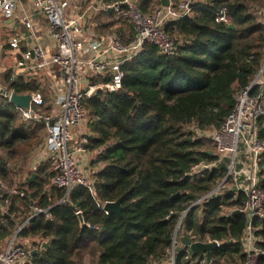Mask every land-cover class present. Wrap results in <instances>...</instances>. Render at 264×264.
Returning a JSON list of instances; mask_svg holds the SVG:
<instances>
[{
	"label": "trees",
	"instance_id": "obj_1",
	"mask_svg": "<svg viewBox=\"0 0 264 264\" xmlns=\"http://www.w3.org/2000/svg\"><path fill=\"white\" fill-rule=\"evenodd\" d=\"M137 2L148 16L162 6L161 0ZM223 10L227 21H218ZM103 14L108 22L98 33L129 41L131 26L115 19L114 13ZM164 30L175 40L174 54L145 44L123 64L120 89L99 90L83 100L88 114L85 146L95 153L88 168L89 185H74L67 193L50 184L49 159L39 163L33 180L29 177L34 171L23 176L30 154L45 143L46 124L24 119L0 94V244L6 247L18 231L21 243L36 250L27 264L165 263L183 213L184 234L221 244L210 258L183 245L176 249L175 264L245 262L242 237L247 217L237 212L245 195L226 189L204 198L226 177L224 162L200 173L191 170L202 161L218 159L214 141L202 134L221 128L238 92L253 82L264 64V0H197L191 14L166 22ZM6 38L1 52L12 50L18 61L26 44L13 49L10 36ZM106 81L100 77L93 83ZM1 83L11 93L41 92L40 110L51 112L55 89L46 70L6 64ZM261 88L255 84L253 95ZM258 135L264 142V101ZM259 166L264 190V151ZM12 187L24 194L9 193ZM118 199L122 215L102 208ZM36 208L45 211L35 214ZM253 225L263 250L258 263L264 264V216L256 217ZM44 241L49 245L42 248Z\"/></svg>",
	"mask_w": 264,
	"mask_h": 264
},
{
	"label": "built area",
	"instance_id": "obj_2",
	"mask_svg": "<svg viewBox=\"0 0 264 264\" xmlns=\"http://www.w3.org/2000/svg\"><path fill=\"white\" fill-rule=\"evenodd\" d=\"M23 1L0 0V13L7 21L13 20ZM196 1L169 0L167 6L162 5L152 16H148L140 9L137 0L101 1L85 10L75 5L73 14L68 10L72 0H32L34 9L45 23L41 28V35L36 31L31 14L23 10L20 16L23 28L8 35V43L13 49L25 44L27 46L14 67L24 70H51L56 66L60 70V76H55L52 82L55 97L49 114H43L40 110L44 104V96L38 91L30 93L29 108L17 107L24 119H39L46 124L44 146L49 152L48 159L53 172L50 184L65 188L67 193L74 185H89L84 171L85 157L89 154L85 146L88 143L85 130L88 114L83 105L84 98L90 96L97 87L110 91L120 89L123 64L134 59L147 43L158 46L166 55L174 54L175 40L164 30V25L168 21L191 14ZM103 11H110L116 19L130 24L133 35L129 41L124 42L110 34L101 35L96 31L95 23H86L92 13L94 15ZM217 20L227 21L225 10ZM45 40L48 46H45ZM3 70L4 63L0 61V94L7 96L9 100L11 92L4 94L1 85ZM100 77L108 78V81L94 84L93 81ZM257 83L262 88L258 94L253 95V87ZM263 96L264 64L253 82L238 92L235 107L221 128L210 132V135L207 132L202 134L214 141L216 153H212L217 154L218 159L212 162L202 161L191 170V173H200L224 162L227 167L226 177L204 198L226 189L234 191L235 196L240 193L245 195V200L237 209L247 217L242 237L243 252L246 255L243 264H259V257L263 253L253 225L256 217L264 216V190L261 187L259 166V155L264 151V142L258 135V120L263 113ZM9 193L24 194L15 187L10 188ZM44 211L36 208L34 213ZM184 216L185 213L178 219L173 234L171 264H175L178 237L186 235L183 233ZM214 241L220 246L218 240ZM33 251L21 243L17 231L0 251V264H27Z\"/></svg>",
	"mask_w": 264,
	"mask_h": 264
},
{
	"label": "crops",
	"instance_id": "obj_3",
	"mask_svg": "<svg viewBox=\"0 0 264 264\" xmlns=\"http://www.w3.org/2000/svg\"><path fill=\"white\" fill-rule=\"evenodd\" d=\"M104 1V0H72V4L69 7V12L70 13H75L74 10V6L77 5L80 7V9H87L89 8L92 4H98L99 2ZM86 3V4H85ZM23 5V6H22ZM22 5L20 4L17 8V12H16V18H14L13 20H9V21H5L2 20V22H0V61H2V58L6 60V63L3 61L4 65L7 64V61H10L8 64L14 65L16 63V60L14 59V56L12 55V53L10 54V52H7L6 54L3 55V52H1V48L4 46V41L7 40L6 37H8V35L10 34H14L16 31H20L23 28V21L21 20V14L23 12V10L27 11L29 14H31L33 20H34V24L36 25V31L39 35L42 34V30L41 28H43L44 26V21L41 18L39 12H37V10L34 9L33 4H32V0H24L22 2ZM110 14H113L112 12L108 11ZM105 11L101 12V13H96L92 15L87 19L86 23H91L92 25H95V29L97 32H101L102 30H105V24L108 22V17L104 16ZM99 15L100 19L97 18V16ZM115 19V15L113 16ZM12 21V23L10 22ZM126 22V21H125ZM128 23V22H126ZM129 24V23H128ZM130 25V24H129ZM99 29V31H98ZM126 33V32H125ZM102 34V33H101ZM127 35V34H126ZM125 35V37H126ZM115 36V34H114ZM117 36V35H116ZM2 39H5L2 42ZM9 39V38H8ZM46 41V40H45ZM45 46H48V42L46 41ZM15 60V61H14ZM46 73L48 74V78L50 80V82H53L55 76H60V70L58 71V67H53L51 70H46ZM45 152V160L48 159V151L45 148L44 150ZM91 154V153H89ZM43 160H41L39 163H41Z\"/></svg>",
	"mask_w": 264,
	"mask_h": 264
},
{
	"label": "water",
	"instance_id": "obj_4",
	"mask_svg": "<svg viewBox=\"0 0 264 264\" xmlns=\"http://www.w3.org/2000/svg\"><path fill=\"white\" fill-rule=\"evenodd\" d=\"M162 5L167 6L169 4V0H161ZM229 27L233 28V24H229ZM99 90H103V87H97L94 89L91 93L90 96H94ZM3 93L8 95L9 92L5 89H3ZM30 99H31V94L26 93V94H18L16 92H12L10 94V102L14 104L17 107H24V108H29L30 107ZM35 177V174L33 178L30 179L33 180ZM104 210H106L108 213H115L117 215H122V205H121V199H118L117 201L113 202H107L104 205ZM237 212H239L237 210ZM79 217L81 219V223H84V219L82 216V213L79 212ZM181 242L183 245L188 246L189 249L191 250L192 253H206L208 258H210L211 253L213 249H215L218 245L216 241L212 242H202V241H193L189 236L184 235L181 237ZM49 245L48 241H44L42 244V248H45ZM36 250L33 251L35 253Z\"/></svg>",
	"mask_w": 264,
	"mask_h": 264
},
{
	"label": "rangeland",
	"instance_id": "obj_5",
	"mask_svg": "<svg viewBox=\"0 0 264 264\" xmlns=\"http://www.w3.org/2000/svg\"><path fill=\"white\" fill-rule=\"evenodd\" d=\"M2 20H5L7 21V19H5L2 14L0 13V22H2ZM5 62L6 63V60L2 58V62ZM11 61V60H10ZM10 61H7V64L10 62ZM11 65V64H9ZM207 134L210 135V132H207ZM45 146L42 145L41 147L37 148V150H35L34 152H32V154H30L29 156V167H27V169H25L24 173H23V176H26L28 174V176L30 175L29 174V171H34V173L32 175H30L29 177V180L31 178H33L34 174L36 176V173H35V170L37 169V166L39 165V162L41 160H45ZM95 155V153H91V154H88L86 157H85V164H84V171H85V177L88 178L89 180H91V174H90V169L89 168V164H90V161L91 159L93 158V156ZM4 248L5 245L4 243L0 244V248ZM183 248V244L181 242V236L178 237L177 239V245H176V249L177 250H181ZM157 264H171V261L168 260L167 262L165 263H157Z\"/></svg>",
	"mask_w": 264,
	"mask_h": 264
}]
</instances>
